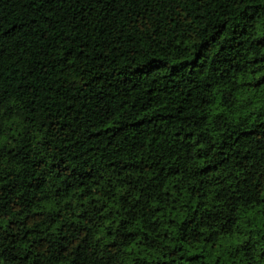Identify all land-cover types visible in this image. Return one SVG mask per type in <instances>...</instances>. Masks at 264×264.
<instances>
[{"label":"trees","instance_id":"obj_1","mask_svg":"<svg viewBox=\"0 0 264 264\" xmlns=\"http://www.w3.org/2000/svg\"><path fill=\"white\" fill-rule=\"evenodd\" d=\"M0 264H264V0H0Z\"/></svg>","mask_w":264,"mask_h":264}]
</instances>
